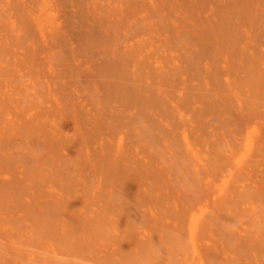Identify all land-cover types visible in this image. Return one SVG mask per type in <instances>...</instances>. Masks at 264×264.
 Wrapping results in <instances>:
<instances>
[{"label":"bare ground","instance_id":"obj_1","mask_svg":"<svg viewBox=\"0 0 264 264\" xmlns=\"http://www.w3.org/2000/svg\"><path fill=\"white\" fill-rule=\"evenodd\" d=\"M0 264H264V0H0Z\"/></svg>","mask_w":264,"mask_h":264}]
</instances>
